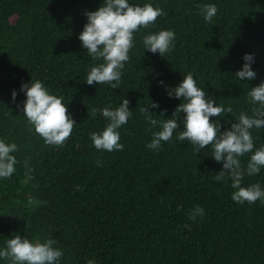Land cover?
I'll list each match as a JSON object with an SVG mask.
<instances>
[{"label": "trees", "instance_id": "1", "mask_svg": "<svg viewBox=\"0 0 264 264\" xmlns=\"http://www.w3.org/2000/svg\"><path fill=\"white\" fill-rule=\"evenodd\" d=\"M150 2L164 15L135 34L120 86L112 89L84 81L99 61L78 39L85 10L102 0H0V136L18 145L16 171L0 178V246L19 233L55 238L62 264H264V203L231 198L230 178L214 179L222 162L209 146L196 153L172 139L147 148L156 129L140 111L154 101L158 107L150 110L171 116L182 101L158 82L176 85L191 71L217 103L232 106V115L251 114L247 92L264 80V0ZM204 3L217 4L211 21L199 14ZM163 28L175 31L174 48L166 57L144 52L143 35ZM246 52L255 53L257 77L239 81L234 74ZM31 76L68 102L77 124L63 145L45 143L23 116L19 89ZM126 97L133 115L120 129L124 149L97 150L89 133L101 130L105 118L92 109L116 107ZM232 115L211 119L224 130ZM252 135L256 147L264 144V129ZM256 182L264 186V169L243 177L244 185ZM196 205L205 212L193 220Z\"/></svg>", "mask_w": 264, "mask_h": 264}, {"label": "clouds", "instance_id": "2", "mask_svg": "<svg viewBox=\"0 0 264 264\" xmlns=\"http://www.w3.org/2000/svg\"><path fill=\"white\" fill-rule=\"evenodd\" d=\"M217 12L216 3L199 6V14L206 22L211 21ZM84 15L87 19L78 39L82 47L87 49V55L93 61H99L90 66L84 81L89 85L107 83L112 89H118L125 62L130 59L129 51L136 43L135 34L141 27H148L158 16L164 15V10L150 0L144 3L134 0H102L97 9L85 10ZM175 40L176 33L170 28L149 32L142 37L144 52H158L166 57L165 54L174 48ZM242 60L234 77L239 81L255 79V53H244ZM182 75L183 79L176 85L169 86L164 80L158 82L169 97L182 101L171 116H165L166 110L159 114L150 110L149 106L158 107L152 100L151 104L140 109L147 123L156 129L145 146L159 150L163 142L172 139L189 142L196 153L209 146L210 156L215 161L222 162V170L217 172L214 179L223 181L230 178L234 189L231 198L238 203H253L257 200L264 203V186L260 182L243 184L245 175H257L264 169V144L256 147L252 135V129H264V80L251 86L247 92L249 103L253 106L251 114L241 111L238 116H234L232 106L217 103V99L207 92L193 72ZM19 91L25 96L22 101L23 116L35 132L47 144L63 145L77 124L68 111V102L64 101V97L56 95L43 80L32 76L30 81L21 83ZM11 95L15 102L17 90L13 89ZM129 103L130 100L126 97L116 107L92 109L94 114L99 112L105 118V126L101 130L89 133L97 150L124 149L120 129L133 115ZM17 107L21 105L18 104ZM180 113L184 114L182 121L179 119ZM222 113L225 114L224 117L221 116ZM226 114L235 117V121L230 122V127L221 130L220 120H213L211 117L226 118ZM181 123L183 129L180 127ZM17 151L15 141H8L0 136V178L11 177L16 171L17 157L14 153ZM246 153L250 155L246 164H243L241 157ZM204 212L202 206L196 205L191 210L190 218L195 220L197 216H203ZM56 244L55 238L35 240L26 234L21 236L15 233L0 246V264L5 259L8 264H62L64 250ZM87 264L96 262L89 259Z\"/></svg>", "mask_w": 264, "mask_h": 264}]
</instances>
